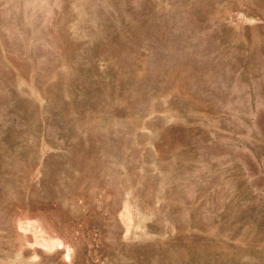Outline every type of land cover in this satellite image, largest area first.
<instances>
[{"label": "rangeland", "instance_id": "obj_1", "mask_svg": "<svg viewBox=\"0 0 264 264\" xmlns=\"http://www.w3.org/2000/svg\"><path fill=\"white\" fill-rule=\"evenodd\" d=\"M0 264H264V0H0Z\"/></svg>", "mask_w": 264, "mask_h": 264}]
</instances>
